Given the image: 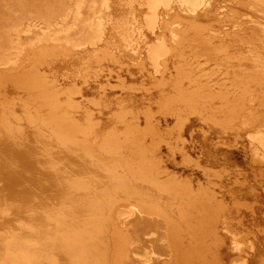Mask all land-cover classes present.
I'll return each mask as SVG.
<instances>
[{"label": "rangeland", "instance_id": "1", "mask_svg": "<svg viewBox=\"0 0 264 264\" xmlns=\"http://www.w3.org/2000/svg\"><path fill=\"white\" fill-rule=\"evenodd\" d=\"M76 1L0 0V41L6 34L15 46L28 42V23L60 37L27 46L18 71H0V182L8 175L17 189L29 182L24 196L15 198L37 200V211L48 217L46 264H74L65 250L78 233L76 247L86 253L80 264H264V177L248 144L263 119L256 104L264 107V94L253 104L249 92L263 80L244 74L246 63L226 57L234 48L217 54L203 40H187L196 38L191 27L204 29V36L214 28L234 37L238 29L247 31L239 44L244 53L264 54L263 37L250 25L264 0H217L208 18L179 11L162 31L171 48L173 34L182 38L191 63L176 78L174 53L156 73L137 60L148 53L144 42L135 46L136 55L126 50L121 34L139 37V0H112L106 40L98 48L81 47L82 59L69 60L61 37L74 21ZM83 29L69 36L80 39ZM11 51L17 54L16 47ZM46 182L58 188L47 187L41 207L39 184ZM4 198L0 192V204ZM121 211L136 243L118 218ZM56 221L58 238L52 237Z\"/></svg>", "mask_w": 264, "mask_h": 264}, {"label": "bare ground", "instance_id": "2", "mask_svg": "<svg viewBox=\"0 0 264 264\" xmlns=\"http://www.w3.org/2000/svg\"><path fill=\"white\" fill-rule=\"evenodd\" d=\"M216 1L217 0H139L141 7L143 8V11H144L141 20L137 21L138 26L136 27V29H137V34H139V37H137V35H135L133 37V35L129 32L128 33L123 32L121 34L122 40L126 46V50H127L128 54L130 53L129 55H132V56L138 54L139 51L135 49V46L140 42H144L146 44L148 53L146 56H142L141 58H139L137 60L141 61V60L145 59L146 61H148L155 68L156 73L161 72L164 69V67L166 68V65L168 66L167 61L171 57L172 53H174L172 55V57L174 58L175 68L177 69V72H178L176 75H173V77L176 78L177 76H180L181 71H183V73L188 72L189 67H191V63L189 62V57H188V55L184 49L185 46H183L184 41L177 34H173V42H172L173 47L171 48L169 46V44L167 43L166 38L164 37V35H166V34H163L162 31H164L167 23L170 22V20L174 19L177 16L176 14H178L179 11L182 13V15L185 18L186 17L187 18L193 17V18H198V19L199 18H208L210 15H212L211 12L213 10L211 11V9H213V4ZM111 7H112V0H77L76 1V13L73 17L74 21H73V23L70 22V25L72 24L71 26H69V24L67 23L69 26L68 28L66 27L67 33H64L65 36L63 37V35H62V37H61L63 39L62 41L64 42L63 45H65V47L67 49L71 50L70 53L65 52V56H67V58L71 56L70 57L71 59L69 58V60H73V58L82 59V57L79 55V53H81L80 52L81 47H83V46L97 47L100 43H102L106 40V39L104 40V35H105V30H106V22L104 20V17L107 13L108 14L111 13ZM263 11H258L257 14L254 16L251 15L252 16V24H250V25H252L251 29H253V30H251V33H253L255 35H257V34L261 35L263 37V40H264V12ZM221 13H222V11H221ZM221 16H226V14L225 15L221 14L218 18H221ZM82 22H84V23H82ZM174 23H176L178 26L180 24H182V22H180V21L174 22ZM81 24H83L84 36H82L80 39L71 38V36H69V31H71V29H73V30L78 29ZM37 25L38 24H32V23L26 24V28L23 31L30 33L29 34L30 37L28 36V38L30 40L28 42L26 41L24 44L22 43L23 41L22 42L18 41L17 45L15 46L14 45L15 41L13 42V40L10 38V36L7 37L6 34L2 35V39L0 41V71L1 70L2 71H4V70H13V71L17 70L18 71V68L20 67V63H19L20 57L19 56L26 50L27 46H28V48H32L33 46H38V44L44 43L46 41H50V42L55 41L56 42V41L60 40L59 39L60 37H58V34H56V32L52 36L49 34L52 31L48 32V30L43 29V28L38 29ZM189 27H191V26L189 25ZM191 28L195 29L197 31V34L195 35L196 38H193L194 36L193 37L191 36V38H188L187 40L189 42H192L193 40L197 41L199 39L203 40L204 42H206V44L209 48L211 45L214 48H216L217 54L218 53L220 54V52L222 53V51H223V53L227 54V52H229V51H227L229 49V47L234 48L236 51L235 54L234 53L227 54L228 56H226V57L227 58L232 57V59H234V58H235V60L237 59L238 62L246 63V65L244 64V65L240 66V68H242V71L244 72V74H245V72H247L246 74L249 76H252L255 74L256 77L263 80L261 87H258V88L256 87V89L253 92H249L250 99H248V100L254 104L259 99L260 95L264 94V54L256 53L257 51L254 52V50H250V48L248 50L249 54H246V53H244V50L242 51L241 48H239L240 47L239 44L242 46V43H245V41H246L245 33L247 31L243 32V30L237 29L233 32V33H235L234 35H236V36L229 37L228 35L225 34L226 32L224 33L221 30H216L214 28H208V30H210V32H209L210 34H208L207 36L206 35L204 36V35H202L203 34L202 31L204 32V29H199V28L196 29L194 27H191ZM241 28H243V27H241ZM241 28H239V29H241ZM122 29L124 30L125 27H123ZM146 32L152 33L155 36L153 41L148 40L149 38H148ZM18 33H20V32H18ZM72 35H73V33H72ZM76 38H78V37L76 36ZM45 45L47 46V44H45ZM15 47L17 50V54L15 56H13V52L11 51V48H15ZM58 47H59V45H58ZM262 48H264V41H263ZM256 49H259V48H256ZM218 50L219 51L221 50V51L219 52ZM44 54H46V53H44ZM58 55L56 58H58ZM94 55L90 54L89 55L90 57H88V58H94ZM105 55H108V54H105ZM209 55H207V56H209ZM59 57H60V55H59ZM110 57H113V56H110ZM114 57H115V55H114ZM40 58L42 59V57H40ZM88 58L86 60H88ZM104 58H106V57L104 56ZM35 59H37V58H35ZM29 60H30V58H29ZM111 60L113 61L114 59H111ZM65 61H67V60H65ZM42 62H39V63H42ZM43 64H44V62H43ZM139 65H142V64H139ZM183 65L187 68H183V69L181 68L180 69V67H178V66H183ZM13 71H10V72H13ZM90 71H92V70H90ZM190 74H192V73H190ZM42 75L40 74V77ZM242 78L244 79L245 77H242ZM243 79H242V81H243ZM156 80H158V79H156ZM168 80H170V79H168ZM83 81H86V80H83ZM248 81H249V79H248ZM257 81H258V79H257ZM238 82H240V81H238ZM240 84H242V83H240ZM247 84L250 86L249 83H247ZM244 87H246V86H244ZM79 89H81V88H79ZM70 92H72V91H70ZM222 92H224V91H222ZM244 101H246V100H244ZM256 107L259 110L258 111V117H263V119H262L260 125L255 129V131L252 134H249V136H248V140H249L248 144L250 147V150L249 149L248 150L251 151L250 155L252 158V163L260 165V168L262 169L261 171H262V174L264 177V114H262V113H264V107L263 106H257V104H256ZM248 109H251V108L249 107ZM249 113H251V112H249ZM244 119H246V118H244ZM257 122L258 121H256L255 123L257 124ZM247 123H245V124H247ZM245 124H241V125H245ZM251 127H253V126H251ZM244 128H247V127L245 126ZM253 167H255V166H253ZM7 178H9V179H7ZM10 179H11V182L9 181ZM26 182H27V183H25L26 186H27V184L29 185V182L27 180H26ZM13 185H14V182L12 181V176H10V175L5 176L3 178V181L0 182L1 195L5 196L4 200L0 204V264H39V263L46 264V243H47V241H45V240H47V238H46L47 235H46L45 231H46L47 224H48V217L45 215L42 208H40L37 211V200L34 201L32 199L31 200L26 199V201L22 200V202L20 203L19 200H17L15 197L21 196V195L24 196V194H21V192H22L21 189H26L27 187L25 186L21 189H17L18 185H16L15 187ZM51 185H52V182H50V183L46 182L43 186L41 184H39V186L41 187V194H40L41 207H42V205L46 206L43 203H46V200L48 198L46 195V191H48L47 187L51 186ZM52 186L54 187L56 185H52ZM56 187L58 188V186H56ZM77 187H83V186L79 185ZM27 194H31V193H27ZM19 203H20V206H18ZM132 209H135V208H132ZM136 210L137 211H135V212H138L141 215H143L144 212H142L138 209H136ZM130 211H132V210H130ZM130 211L128 210V212H130ZM118 216H119L118 218H120V221L122 222V224L125 228V231L129 232V234L127 233L128 236L132 237V239L136 243L137 239L135 237V234L133 233V231H131V229H130L131 227L129 228V225H128L129 216H125L123 211L118 213ZM133 221H135V220H133ZM150 221H151V219H150ZM54 225L55 226H53L52 237H54V238H58V236L61 237V235H62V233H60L61 224L59 223V221H56V223ZM41 230H42V232H44V236L38 235V233ZM79 236H82V234L78 233V234L70 235L68 242H67V247L65 250V253L69 252L68 253L69 259L68 260H72L74 264H80L81 262L85 261L84 258H86V255H85L86 253L81 254V252L78 250V247H76V245H78L79 244L78 242L80 241ZM38 238H39V240H38ZM243 241H246V240H243ZM250 242H251V240H250ZM250 242L248 244H250L252 247V244ZM233 243L236 246V248H239L240 242L236 237H234ZM61 248L65 249V246H61ZM21 251H22V253H21ZM129 253L130 252L128 251V254ZM38 258H41L42 261H40ZM128 258H130V257H128ZM172 258H173V256H172ZM242 259H244V258H242ZM51 261H53V260H51ZM55 263L56 262L53 261L50 264H55ZM62 263L68 264L67 261L63 262V260H62ZM123 263L121 262L120 264H123ZM235 264H245V262L241 260V261L236 262Z\"/></svg>", "mask_w": 264, "mask_h": 264}]
</instances>
